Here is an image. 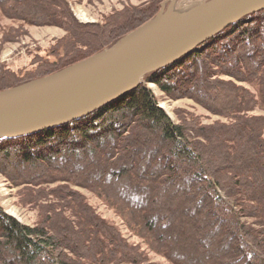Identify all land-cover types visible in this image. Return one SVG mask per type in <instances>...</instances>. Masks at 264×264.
<instances>
[{
	"label": "trees",
	"instance_id": "1",
	"mask_svg": "<svg viewBox=\"0 0 264 264\" xmlns=\"http://www.w3.org/2000/svg\"><path fill=\"white\" fill-rule=\"evenodd\" d=\"M162 1L83 23L70 0H0L5 18L65 32L52 58H36L33 70L17 75L1 69L0 91L110 48L155 17ZM234 81H254L256 95ZM147 82L228 122L201 128L194 121L173 123ZM256 107L264 111V9L79 119L0 138V173L15 183L68 180L93 189L170 264H264V116L249 114ZM73 201L78 219L52 212L34 226L0 206V264H151L123 249L115 227L82 198Z\"/></svg>",
	"mask_w": 264,
	"mask_h": 264
},
{
	"label": "water",
	"instance_id": "2",
	"mask_svg": "<svg viewBox=\"0 0 264 264\" xmlns=\"http://www.w3.org/2000/svg\"><path fill=\"white\" fill-rule=\"evenodd\" d=\"M155 17L110 48L42 78L0 91V138H18L79 119L133 90L142 78L190 55L264 0H209L169 18Z\"/></svg>",
	"mask_w": 264,
	"mask_h": 264
},
{
	"label": "rangeland",
	"instance_id": "3",
	"mask_svg": "<svg viewBox=\"0 0 264 264\" xmlns=\"http://www.w3.org/2000/svg\"><path fill=\"white\" fill-rule=\"evenodd\" d=\"M163 0L162 2H164ZM209 0H173L165 7L169 18H177L195 9ZM150 0H70L71 10L76 19L83 23H102L114 11L129 6H145ZM161 2V3H162ZM160 3V4H161ZM21 26V27H19ZM65 32L53 26H31L13 21L0 14V71L5 69L17 75H24L36 66L35 59H51L50 51L55 42ZM10 35L14 40L5 41ZM223 79H231L222 76ZM235 82V81H234ZM256 95V86L252 83L235 82ZM171 122L199 126H209L212 123L228 122L227 118L210 113L205 108L189 98L171 99L158 90L153 83H146ZM250 115H262L264 111L256 107ZM193 136V135H192ZM264 136V134H263ZM82 198L94 213L117 230L120 244L143 254V260L151 264H170L157 250L148 235L136 225H132L125 217L119 215L114 204L108 203L91 188L87 189L73 181L45 180L36 184L15 183L0 173V206L5 213L18 222L34 226L52 212H62L70 220L81 215L73 199ZM250 221V220H248Z\"/></svg>",
	"mask_w": 264,
	"mask_h": 264
}]
</instances>
